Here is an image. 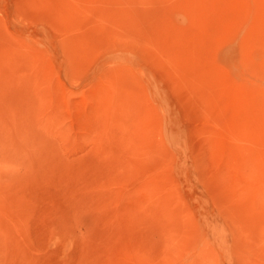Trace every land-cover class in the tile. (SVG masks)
<instances>
[{
  "label": "rangeland",
  "instance_id": "obj_1",
  "mask_svg": "<svg viewBox=\"0 0 264 264\" xmlns=\"http://www.w3.org/2000/svg\"><path fill=\"white\" fill-rule=\"evenodd\" d=\"M0 264H264V0H0Z\"/></svg>",
  "mask_w": 264,
  "mask_h": 264
}]
</instances>
